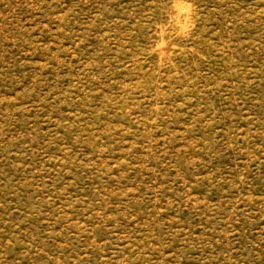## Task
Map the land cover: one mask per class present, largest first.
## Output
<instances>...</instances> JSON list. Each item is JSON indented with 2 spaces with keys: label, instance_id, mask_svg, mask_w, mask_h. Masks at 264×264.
<instances>
[{
  "label": "rangeland",
  "instance_id": "obj_1",
  "mask_svg": "<svg viewBox=\"0 0 264 264\" xmlns=\"http://www.w3.org/2000/svg\"><path fill=\"white\" fill-rule=\"evenodd\" d=\"M0 264H264V0H0Z\"/></svg>",
  "mask_w": 264,
  "mask_h": 264
}]
</instances>
